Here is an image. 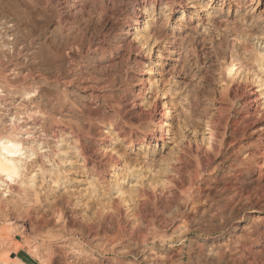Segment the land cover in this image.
Segmentation results:
<instances>
[{"label":"rangeland","instance_id":"1","mask_svg":"<svg viewBox=\"0 0 264 264\" xmlns=\"http://www.w3.org/2000/svg\"><path fill=\"white\" fill-rule=\"evenodd\" d=\"M13 135L0 264H264V0H0Z\"/></svg>","mask_w":264,"mask_h":264},{"label":"bare ground","instance_id":"2","mask_svg":"<svg viewBox=\"0 0 264 264\" xmlns=\"http://www.w3.org/2000/svg\"><path fill=\"white\" fill-rule=\"evenodd\" d=\"M234 63L235 62H232L230 65V69L229 70L227 69L232 74L234 73L235 68L237 66ZM164 100H165L163 103L164 104L163 106L165 107L164 113L158 116L156 121L153 124L156 130L158 131L162 132L164 128H168V132H170L171 127H172V123L170 121L173 116V111L171 108L169 97H167L166 94H164ZM21 138L19 136H14V135L11 137L0 138V188L5 184V182H9L11 184H14V182H17L22 175L21 172H23L22 170L24 169L25 162L30 158V156L28 155L29 148L27 147L26 143H23ZM149 145H150V142H147V143L142 144L141 146L147 149ZM231 174L232 172L230 173V175ZM232 176L234 179V175ZM194 177L196 178V176ZM188 178H189V185L192 186L195 183V180L192 175H189ZM227 180H229L230 182H228ZM227 180H226L227 181L226 184L223 187V196L225 200L232 201L236 199L241 193L243 194L244 190L242 189L243 187L241 185L243 184L244 181L241 182L242 180H240L239 175L236 176V178L233 181H231L230 178ZM181 185H180L181 186L180 188L178 187V189L180 190H182L183 187L185 186L183 183ZM186 185H188V183ZM192 189L193 187H191L188 191L186 190V195L188 198V202H191V207L193 208L194 207L193 205H195L196 199H195L194 193L192 192ZM155 233L157 235L156 231Z\"/></svg>","mask_w":264,"mask_h":264}]
</instances>
